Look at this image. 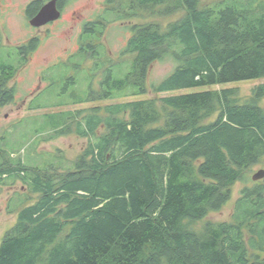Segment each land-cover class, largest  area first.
<instances>
[{
    "label": "trees",
    "instance_id": "16d2710c",
    "mask_svg": "<svg viewBox=\"0 0 264 264\" xmlns=\"http://www.w3.org/2000/svg\"><path fill=\"white\" fill-rule=\"evenodd\" d=\"M43 3H29L28 17ZM117 22L130 35L100 66L98 42ZM82 37L101 81L73 103L118 101L46 115L50 137L88 139L70 170L14 158L0 135V187L20 180L30 193L8 204L17 221L0 264H264V178L249 175L264 160V82L245 101L237 87L215 88L264 79V0H106ZM36 42L14 55L0 40V107L15 101L9 82ZM167 60L173 70L149 88L151 67ZM186 88L202 89L169 94ZM238 182L230 221L192 227Z\"/></svg>",
    "mask_w": 264,
    "mask_h": 264
},
{
    "label": "rangeland",
    "instance_id": "374dc122",
    "mask_svg": "<svg viewBox=\"0 0 264 264\" xmlns=\"http://www.w3.org/2000/svg\"><path fill=\"white\" fill-rule=\"evenodd\" d=\"M34 0H0V40L8 52L15 55L16 47L38 40V44L28 56L26 63L9 82L17 90L15 101L0 107V135H5L4 148L14 158L21 157L27 164L39 167L54 166L62 171L74 167L88 142L87 138L76 133L50 137L54 128L47 123L46 115L61 110L88 108L95 105L116 102L118 100L98 101L86 104H74L72 92L84 96L89 91L92 81L95 89L100 88L101 76L95 73V59L81 54L70 56L77 51L78 42L83 34L84 24L97 19L103 12L106 0H64L63 15L56 21L41 27L30 25L27 6ZM47 2L49 0H42ZM211 3L215 0H202ZM134 20V22H136ZM121 22L108 25L104 36L98 42L103 46L104 54L97 62L100 66L119 59L130 32L124 29ZM127 58V57H126ZM128 59V58H127ZM130 59V58H129ZM99 66V67H100ZM174 68V63L156 62L148 76V86L165 78ZM95 73V75H94ZM264 82L262 80L243 81L216 86L239 88L241 101L248 100L252 89ZM202 88H186L169 94H180L200 91ZM151 89L144 97H154ZM167 95V94H159ZM134 99L129 97L122 100ZM59 101L67 105L56 106ZM264 106V99L261 100ZM264 169V160L255 165L249 175L252 177L258 170ZM250 184L251 180L248 181ZM238 182L232 189L231 200L219 211L211 212L208 217L192 225L202 228L204 221H230L234 211L235 200L244 187ZM29 195L27 186L20 180L0 187V244L5 233L16 223L17 214L9 213L8 204L14 195ZM23 196V195H22Z\"/></svg>",
    "mask_w": 264,
    "mask_h": 264
},
{
    "label": "water",
    "instance_id": "95a60500",
    "mask_svg": "<svg viewBox=\"0 0 264 264\" xmlns=\"http://www.w3.org/2000/svg\"><path fill=\"white\" fill-rule=\"evenodd\" d=\"M62 15V10L58 5V0H49L45 2L38 13L30 18V25L34 27H41L48 23L58 20ZM264 178V169L258 170L253 174L254 181L262 180Z\"/></svg>",
    "mask_w": 264,
    "mask_h": 264
},
{
    "label": "flooded vegetation",
    "instance_id": "af4514ba",
    "mask_svg": "<svg viewBox=\"0 0 264 264\" xmlns=\"http://www.w3.org/2000/svg\"><path fill=\"white\" fill-rule=\"evenodd\" d=\"M62 1H64V0H58V5H59V7H60V9L62 10V15H63V10H64V8H63V3H62ZM61 15V16H62ZM57 21V20H56ZM56 21H54V22H56ZM52 23V22H51ZM50 24V23H49ZM35 39V38H34ZM26 44V43H25ZM38 44V40H37V42L35 43V45H37ZM23 45V44H22ZM83 45L85 46V43H84V40H83V37H80V40H79V42H78V48H77V51H74L72 54H70V56H77L78 54H81L82 55V53H81V50L84 48V49H86V47H83ZM18 46H21V45H18ZM18 46H15V47H18ZM87 46V45H86ZM36 47V46H35ZM34 47V48H35ZM94 49H96V48H94ZM34 50V49H33ZM32 50V51H33ZM31 51V52H32ZM31 52H30V54L28 55V56H30L31 55ZM29 58V57H28ZM27 58V59H28ZM2 187H4V186H2Z\"/></svg>",
    "mask_w": 264,
    "mask_h": 264
}]
</instances>
